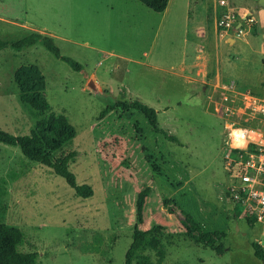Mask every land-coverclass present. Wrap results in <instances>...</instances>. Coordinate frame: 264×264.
Returning a JSON list of instances; mask_svg holds the SVG:
<instances>
[{
	"label": "rangeland",
	"instance_id": "1",
	"mask_svg": "<svg viewBox=\"0 0 264 264\" xmlns=\"http://www.w3.org/2000/svg\"><path fill=\"white\" fill-rule=\"evenodd\" d=\"M140 1L0 0V38L50 36L61 55L84 67L69 66L39 42L0 50V129L27 135L38 119L64 115L75 137L60 153L76 152L69 170L93 191L78 196L50 168L0 143L5 223L24 232L20 248L36 251V264H124L135 225L164 228L162 264H261L251 242L264 247V224L236 217L241 207L227 196L225 156L229 125L259 124L253 109L264 99V80L257 89L250 80L264 74V38L254 39L255 25L240 37L223 34L219 0H171L163 14ZM259 1H243L246 10L257 6L249 10L257 22ZM236 3L228 0L244 9ZM198 50L195 79L186 80L178 64L193 62ZM232 61L237 78L250 82L227 74ZM20 66L37 67L44 89L22 93L13 79ZM93 75L106 94L155 109L158 128L179 143L135 110L112 106L101 116L105 104L85 90ZM231 84L235 94L225 90ZM146 187L138 222L136 197ZM93 246L99 251L87 249Z\"/></svg>",
	"mask_w": 264,
	"mask_h": 264
},
{
	"label": "trees",
	"instance_id": "2",
	"mask_svg": "<svg viewBox=\"0 0 264 264\" xmlns=\"http://www.w3.org/2000/svg\"><path fill=\"white\" fill-rule=\"evenodd\" d=\"M141 1L151 9L157 11H161L167 2V0ZM38 42L56 58H59L69 66L81 71L84 70L83 65L75 59L61 55L60 49L52 37L43 36L38 32H31L18 38H0V50L11 48L15 51H20L24 48L32 47ZM13 79L22 93L40 91L45 87V81L35 66L18 67L13 74ZM115 107H119L123 111L135 110L140 112L155 132L162 133L170 141L179 143L176 137L166 135L161 128H158L157 112L152 107L137 100L123 102L118 100ZM111 109L112 107L106 106L100 115L104 116ZM74 137V127L67 117L55 113H50L38 119L27 135H13L0 129V143L18 147L23 157L28 159V161L36 162L50 168L56 175L62 177L78 196L87 198L93 194L91 186L78 184L75 174L69 170V165L75 161L76 152L71 151L65 155L60 153ZM6 184V179L1 178L0 264H36L38 253L36 251L24 252L20 248L25 241L24 232L19 228L9 226L5 223L7 212V204L5 201L7 195ZM149 192L150 188L146 187L136 197L135 209L138 222L142 221V210ZM251 221L255 223L253 220ZM163 229L161 225H154L151 228L143 230L135 225L131 235L130 245L125 253L124 264H162L165 257V249L161 240ZM251 248L254 257L260 260L261 264H264V247L260 243L253 241L251 242ZM87 249L95 252L99 251L97 246ZM214 249L220 252L221 245ZM84 251L87 250L85 249ZM147 251L154 252L156 259L152 258L149 253H146Z\"/></svg>",
	"mask_w": 264,
	"mask_h": 264
},
{
	"label": "built area",
	"instance_id": "3",
	"mask_svg": "<svg viewBox=\"0 0 264 264\" xmlns=\"http://www.w3.org/2000/svg\"><path fill=\"white\" fill-rule=\"evenodd\" d=\"M218 5L221 14L218 13L217 25L225 35H247L257 23L252 11L232 5L230 8L228 0H219ZM225 90L235 94L233 84ZM256 102L258 104L253 109L259 122L256 129L228 126L230 152L225 158L230 182L227 196L234 205L241 207V211L236 209L237 217L264 224V99ZM225 107L227 114L229 105Z\"/></svg>",
	"mask_w": 264,
	"mask_h": 264
},
{
	"label": "crops",
	"instance_id": "4",
	"mask_svg": "<svg viewBox=\"0 0 264 264\" xmlns=\"http://www.w3.org/2000/svg\"><path fill=\"white\" fill-rule=\"evenodd\" d=\"M243 1L244 0H237V5H241V6H243L244 4H243ZM140 2H142V1H140ZM258 5V4H257ZM240 6V7H241ZM169 7H172V3H171V0H167V2H166V4H165V7L161 10V11H158V12H162V14L163 13H166L167 11H168V9H169ZM246 6H243V8L244 9H246L245 8ZM242 8V7H241ZM254 9H258L257 8V6H255V7H253ZM253 8H249V10H253ZM254 11V10H253ZM257 12H256V14H257V17H258V22H257V24L255 25V33H254V39H256L259 35L262 37V38H264V14L262 13L263 12V10L261 11V10H256ZM243 39V41L245 42V38L243 37L242 38ZM229 43H230V45H233L234 43H235V40H233V39H229ZM245 44H247L248 45V41H246L245 42ZM264 50V48H262V50H261V52ZM199 51H201V50H198L197 51V53H196V56H195V59H194V61L193 62H191V63H186L185 62V60L184 59H181L180 60V63L178 64V68H179V70H180V73H182V75H183V77L186 79V80H194L195 78L193 77V75H192V73L193 72H195L196 71V69H197V67H198V60H199V56L201 55V54H199ZM264 52V51H263ZM223 66V65H222ZM263 66H264V63H263ZM228 69H227V74L228 75H230V76H232L233 78H235L236 80H238V81H241V82H244V83H247V82H250V81H254V83H256L254 86H252V88H255V89H257V87L261 84V82H263V80H264V74L262 75V74H258L257 73V75H255V76H253V78L250 80V81H246V80H243V79H240V78H237L238 77V75L236 74V70H235V68H236V64H234L233 63V61H232V64H230V63H228ZM232 68V69H231ZM185 71H188L187 72V75H185L184 76V72ZM216 74H218V73H216ZM192 75V77H190ZM248 87H251V84H248L247 85ZM257 91V90H256ZM227 155V154H226ZM226 157V156H225ZM235 212H236V209H235ZM236 215V214H235ZM236 217H237V215H236ZM237 218H239V217H237ZM260 224H262V223H260Z\"/></svg>",
	"mask_w": 264,
	"mask_h": 264
},
{
	"label": "water",
	"instance_id": "5",
	"mask_svg": "<svg viewBox=\"0 0 264 264\" xmlns=\"http://www.w3.org/2000/svg\"><path fill=\"white\" fill-rule=\"evenodd\" d=\"M260 6H264V0L259 1ZM85 90L90 92V94L97 99L98 101L102 102L105 104V106H115L117 105V98L110 95L106 94L101 86L98 83L97 77L95 75L91 76L86 85H85Z\"/></svg>",
	"mask_w": 264,
	"mask_h": 264
}]
</instances>
